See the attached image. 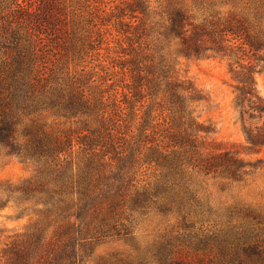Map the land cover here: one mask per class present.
<instances>
[{
    "label": "trees",
    "instance_id": "16d2710c",
    "mask_svg": "<svg viewBox=\"0 0 264 264\" xmlns=\"http://www.w3.org/2000/svg\"><path fill=\"white\" fill-rule=\"evenodd\" d=\"M180 58L226 62L243 151L208 136ZM263 68L264 0H0V158L31 168L0 208L36 215L2 264H264V205L235 190L264 165L243 155Z\"/></svg>",
    "mask_w": 264,
    "mask_h": 264
},
{
    "label": "rangeland",
    "instance_id": "374dc122",
    "mask_svg": "<svg viewBox=\"0 0 264 264\" xmlns=\"http://www.w3.org/2000/svg\"><path fill=\"white\" fill-rule=\"evenodd\" d=\"M179 68L180 73L188 77L206 97L196 103L195 114L200 122L213 128L208 136L224 145H239L243 151L244 136L232 105L233 81L227 72L226 62L218 58H180ZM255 81L259 94L264 97V68L256 73ZM243 155L250 158L258 156L264 158V150L257 153L244 152ZM30 169L14 156L0 158V179L17 180L27 176ZM210 189L215 193V186H211ZM235 190L245 200L264 205V165ZM35 217L34 213L16 217V208L13 205L1 207L0 247L5 235L24 231ZM155 224L156 222L153 221L145 227L149 231ZM112 246L114 244L101 245L97 248V252L105 253ZM0 264H2L1 260Z\"/></svg>",
    "mask_w": 264,
    "mask_h": 264
}]
</instances>
